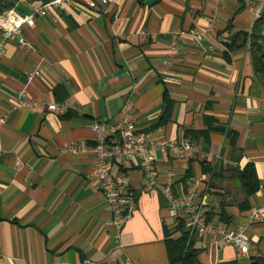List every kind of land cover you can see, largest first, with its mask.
Listing matches in <instances>:
<instances>
[{
  "label": "crops",
  "instance_id": "crops-1",
  "mask_svg": "<svg viewBox=\"0 0 264 264\" xmlns=\"http://www.w3.org/2000/svg\"><path fill=\"white\" fill-rule=\"evenodd\" d=\"M47 1L14 4L30 14ZM249 2L108 0L93 10L78 3L20 29L27 45L10 41L0 62V264H171L167 238L180 233L163 194L141 188L139 161L114 165L129 175L136 200L124 224L113 223L95 176L93 125L120 122L126 101L136 130L155 142L160 180L187 193L196 178L208 219L247 222L263 206L248 224L246 255L221 239L191 236L199 264H264V85L248 41L229 55L223 45L251 33ZM192 29L205 33L201 44L186 39L172 55L175 35ZM21 92L32 107L18 102ZM65 102V115L48 109ZM183 141L203 153L173 159L164 150ZM248 163L260 183L249 198L237 178Z\"/></svg>",
  "mask_w": 264,
  "mask_h": 264
},
{
  "label": "built area",
  "instance_id": "built-area-1",
  "mask_svg": "<svg viewBox=\"0 0 264 264\" xmlns=\"http://www.w3.org/2000/svg\"><path fill=\"white\" fill-rule=\"evenodd\" d=\"M107 2L108 0H49L30 14L21 13L16 7L3 11L0 13V29L2 31L0 62L10 41L17 40L19 45H27L25 38L19 37L20 29L24 26L33 27L38 16H46L52 9L64 5L80 3L93 10L99 9ZM249 6L254 11L256 21L261 19L264 15V0H250ZM217 20L215 15L208 18L210 30L215 29ZM204 36L205 33L197 29L179 31L174 37L171 54L175 55L178 52L181 41L189 39L195 44H201ZM31 73L37 74L38 72L32 71ZM18 100L21 105L32 107L24 92L19 93ZM131 108L132 101H126L121 108L122 120L120 122L96 121L93 125L96 134V141L92 148L95 176L101 181L105 203L112 209L113 223L116 225L124 224L136 210V200L130 189V177L126 172H115L114 165L139 161L143 171L141 188L160 191L167 202L169 217L176 224L179 220L183 221L190 237L202 235L221 239L224 243L235 247L239 254H248L251 244L248 224L261 218L263 206L253 207L247 222L225 226L208 219L204 201L200 199L196 178L188 181L187 193L178 191L174 187L173 181L162 182L160 180L156 166L155 142L151 135L136 130L129 116ZM48 109L65 115L69 106L66 102L51 103L48 105ZM5 122L6 116L0 114V128ZM164 150L173 159L203 153V149L198 144L189 141H183L179 145L170 143L168 148ZM82 264H91V261L85 259Z\"/></svg>",
  "mask_w": 264,
  "mask_h": 264
},
{
  "label": "trees",
  "instance_id": "trees-1",
  "mask_svg": "<svg viewBox=\"0 0 264 264\" xmlns=\"http://www.w3.org/2000/svg\"><path fill=\"white\" fill-rule=\"evenodd\" d=\"M15 0H0V11L11 9L15 7ZM230 28V27H228ZM242 38V44L237 42V39ZM250 43L253 66L256 76L264 85V15L261 19L257 20L251 33L239 31L230 36L227 42H224L225 53L229 55L232 51L245 45L246 42ZM237 178L243 184L246 196L249 198L259 190V180L257 177L255 166L248 163L245 168L237 171ZM244 203L242 207H247ZM175 232H179L180 236L171 238L168 235L167 249L170 257L171 264H199L200 252L194 248L190 242L189 232L185 229L184 222L179 220L174 227Z\"/></svg>",
  "mask_w": 264,
  "mask_h": 264
},
{
  "label": "water",
  "instance_id": "water-1",
  "mask_svg": "<svg viewBox=\"0 0 264 264\" xmlns=\"http://www.w3.org/2000/svg\"><path fill=\"white\" fill-rule=\"evenodd\" d=\"M239 182V181H238Z\"/></svg>",
  "mask_w": 264,
  "mask_h": 264
}]
</instances>
